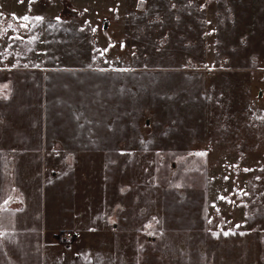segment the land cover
Here are the masks:
<instances>
[{
  "label": "rangeland",
  "instance_id": "obj_1",
  "mask_svg": "<svg viewBox=\"0 0 264 264\" xmlns=\"http://www.w3.org/2000/svg\"><path fill=\"white\" fill-rule=\"evenodd\" d=\"M0 2H10L11 12H16L20 21L24 15L33 17L25 13L23 2L35 3L36 20L43 8L52 14L48 32L35 33L33 51L20 53L19 63L87 58L94 64V71L68 73L61 78L68 85L52 89L57 96H73V100L68 96L62 101L64 105L71 107L79 101L95 104L92 109L99 111L124 107L126 112L127 103L120 98L126 101L130 91L132 110L152 113V94L156 92L158 106L165 108L158 115L172 118V111L180 105L170 110L164 96L188 85L192 91L182 106L193 116L191 120L175 119L178 125L185 122L181 131L196 133L191 137L201 140L205 134V141L196 144L199 150H189V145L179 151L165 150L176 145L165 144L167 134L158 133L156 151L144 141L134 142V148L130 144V151L122 140L124 146L108 151V155L101 149H85L76 157L71 151H61L62 162L72 168L61 167L59 181H46L42 200L35 194L27 217L16 215L15 223L28 224V218L40 222L42 211L43 225L53 217L64 223V219L73 221L76 214L94 223L115 215L118 221L119 210L125 207L121 224H127L131 238L138 239L132 264H264V0ZM73 4L91 5L92 10L84 7L83 13L109 17L108 27H92L93 37L86 41L85 32L65 22L78 10ZM158 65H182L192 69L193 75L154 72ZM137 66L146 71H131ZM120 67L129 68L120 71ZM110 68L115 70L108 74ZM32 98L30 94V105L18 102V111L27 115L25 122H30L34 131L56 122L50 133H66V146H77L74 119H47ZM45 98L46 110L52 111L56 100L51 101L48 94ZM100 118L94 120V129L102 130L109 117ZM110 119L115 126L131 120ZM139 122L146 125L144 118ZM178 127L174 131L180 130ZM61 152L54 153L62 159ZM53 182L57 192L48 186ZM70 192L79 195L73 203L66 200ZM66 231L70 234L65 235ZM62 232L65 238L74 237L70 228ZM18 237L35 236L25 231Z\"/></svg>",
  "mask_w": 264,
  "mask_h": 264
},
{
  "label": "crops",
  "instance_id": "obj_2",
  "mask_svg": "<svg viewBox=\"0 0 264 264\" xmlns=\"http://www.w3.org/2000/svg\"><path fill=\"white\" fill-rule=\"evenodd\" d=\"M23 4L26 8L25 13L33 17L20 21L17 13L11 12L10 2H0V264H132V251L133 249L136 251L138 239L131 238L127 224H121L120 220L125 215V207H122L121 211L119 210L118 221H115L116 215L114 213L113 219L108 217L95 223L91 219L81 218L80 215L76 214L74 217L73 214H69L70 217L73 216V221L64 219L66 222L64 223L53 217L43 225L42 220L45 215L41 213L44 211L40 213V222L39 219L28 218L30 223L20 224L19 222L15 223L14 218L16 215L19 216V219L27 217L26 210L32 205L35 194L39 196V201H41L43 193L46 191L45 182L52 179L59 181V176L62 175L61 167L72 168L70 164H64L61 151H71L76 157L78 152L85 149H101L107 150L105 153L108 155V151L118 149L117 146L119 145L124 146L125 143H120V140L126 142L128 150H130V144L134 148L136 146L134 142L144 141L152 150L156 151L158 150V133L167 134L168 137L164 140L165 144L176 145V147L165 150L179 151L187 145L190 146H188L189 150H199L200 147L196 144L198 141H205V134L203 133L201 140L191 137V134L196 135V133L181 131L185 128V122L178 125L175 119L191 120L189 117L193 115L188 116L189 113H185L186 106L182 105L188 102L189 91L192 88L189 89L188 85H180V92H173L171 95L164 96V102L171 104L170 110L174 105H180L172 111V118L158 115L160 110L163 109L164 111L165 108L158 106L156 98L158 94L156 92L152 94L155 102V107L152 108L153 114L143 109L132 110L130 91L126 101L124 98H120L123 103H127L126 112L124 107L119 110L99 111L92 109L95 104L89 106L87 103H80L79 101L71 107L67 103L64 105L62 101L68 96L73 100V96L67 93L57 96V91L52 89L58 84L68 85L63 82L66 81L65 79L61 81V78H65L68 73L76 75L82 71H94L92 67L95 68V66L87 58L79 62L76 60L69 62L59 60L56 62L46 61V63H34L32 61L23 63V60L22 63H19V54L24 52L28 54L33 51L35 33L37 35L40 32L46 34L52 18L49 8H43V14L40 13V19L36 20L33 15L34 9L32 10L35 3L23 2ZM73 6L78 9L75 10L76 14L78 12L82 15L73 14L74 17H70L65 22H71L69 27H73L81 33L85 32L86 41H88V37H93L92 27L100 26L102 29H104V25L108 27L109 17L99 18L98 12L94 15L90 11L89 14L83 13L84 7L92 10L91 5L86 4L82 6L83 8L74 4ZM3 8L9 9L6 11ZM54 15L56 16V13ZM55 16L53 19H56L57 16ZM61 37L63 36L61 35ZM30 40L31 42H29ZM95 65L98 66L99 64L96 63ZM170 66L158 65V69H155L154 72L162 70V72L175 74L179 77L193 75V70L189 67ZM124 68L129 67H120L119 70L125 71ZM109 70L108 74L113 73L112 71L115 69L110 68ZM131 71L143 72L146 71V68L137 66V69ZM131 74L129 73L130 77ZM21 82L22 85H20ZM130 83L128 82V86ZM30 94L34 98L31 101L40 105L45 118L49 117L47 119L56 120L53 117H72L69 119H74V141L79 142L76 144L77 146H66L68 142L66 133L54 135L50 133V127L54 126L56 122H51L48 127L44 122L46 129L39 131H34L32 124L25 122L24 118L27 115L18 111V102L25 101L27 105H30ZM46 94L53 98L51 101L56 100L52 111L46 110L44 104ZM102 116L109 117L103 122L102 130L94 129V120L103 119L100 118ZM110 118H119L124 121L126 118H131V120L115 126L114 122H110L112 121ZM143 118L146 125L139 122ZM132 119L134 120L133 126ZM148 123L151 126H148ZM176 125L180 126L178 127L180 130L174 131ZM147 136L150 137L146 138ZM192 145H194L193 148H191ZM206 148L210 150V147ZM54 152H61L62 159ZM56 185L55 182L48 184L52 191L57 192ZM78 196L70 192L66 197L67 203H73L75 199H78ZM60 198L59 192L55 201L58 202ZM7 203L8 206L5 205ZM2 204L4 205L2 206ZM96 213L98 214V212ZM63 228H70L74 237L65 238L63 232L60 233ZM25 231L33 232L35 237H18ZM133 256L138 257L137 254Z\"/></svg>",
  "mask_w": 264,
  "mask_h": 264
},
{
  "label": "snow or ice",
  "instance_id": "obj_3",
  "mask_svg": "<svg viewBox=\"0 0 264 264\" xmlns=\"http://www.w3.org/2000/svg\"><path fill=\"white\" fill-rule=\"evenodd\" d=\"M23 19H24V20H27V19H28V17H27V16H25V17H23ZM37 19H40V18L38 17ZM93 31H95V29H94ZM246 171H247V170H246ZM225 234H227V233H225Z\"/></svg>",
  "mask_w": 264,
  "mask_h": 264
},
{
  "label": "built area",
  "instance_id": "obj_4",
  "mask_svg": "<svg viewBox=\"0 0 264 264\" xmlns=\"http://www.w3.org/2000/svg\"><path fill=\"white\" fill-rule=\"evenodd\" d=\"M69 234H70V232H68V231L65 232V235H69Z\"/></svg>",
  "mask_w": 264,
  "mask_h": 264
},
{
  "label": "water",
  "instance_id": "obj_5",
  "mask_svg": "<svg viewBox=\"0 0 264 264\" xmlns=\"http://www.w3.org/2000/svg\"><path fill=\"white\" fill-rule=\"evenodd\" d=\"M72 14H75V11H72Z\"/></svg>",
  "mask_w": 264,
  "mask_h": 264
},
{
  "label": "trees",
  "instance_id": "obj_6",
  "mask_svg": "<svg viewBox=\"0 0 264 264\" xmlns=\"http://www.w3.org/2000/svg\"><path fill=\"white\" fill-rule=\"evenodd\" d=\"M61 233V232H60Z\"/></svg>",
  "mask_w": 264,
  "mask_h": 264
}]
</instances>
